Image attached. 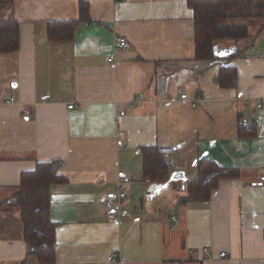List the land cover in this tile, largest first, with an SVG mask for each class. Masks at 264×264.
<instances>
[{
    "label": "crops",
    "instance_id": "0c3cea01",
    "mask_svg": "<svg viewBox=\"0 0 264 264\" xmlns=\"http://www.w3.org/2000/svg\"><path fill=\"white\" fill-rule=\"evenodd\" d=\"M85 1L90 21L62 41L49 40L46 23L78 20L79 0L0 5V21L19 25L18 49L0 53V201L23 172L59 161L54 264H264V18L243 19L246 37L217 44L240 55L196 60L187 0ZM227 1L233 15L249 7ZM117 35L126 49L114 48ZM223 66L236 69L231 86L215 81ZM241 125L256 136L239 138ZM176 143L165 179L145 180L141 148ZM200 158L238 176L204 203H180ZM122 176L128 213L113 223L104 202ZM0 264H39L16 209L0 207Z\"/></svg>",
    "mask_w": 264,
    "mask_h": 264
},
{
    "label": "trees",
    "instance_id": "16d2710c",
    "mask_svg": "<svg viewBox=\"0 0 264 264\" xmlns=\"http://www.w3.org/2000/svg\"><path fill=\"white\" fill-rule=\"evenodd\" d=\"M249 0L248 6L237 14L227 12V0H187L193 12L194 59L212 60L217 44L224 40L239 41L246 37L247 28L243 19L264 18V0L258 5ZM245 2V1H244ZM13 0H0V5H12ZM254 8H252V5ZM259 8V11L256 10ZM88 3L79 0V19L73 21L48 22L47 34L51 41L68 40L73 37L76 27L81 22H89ZM19 47V25L9 15L0 21V53L14 52ZM240 55L233 51L225 60ZM236 78V69L223 66L219 69L215 81L223 87L231 86ZM239 138L256 136L254 128L239 126ZM143 158V178L147 181L165 179L167 167L155 147L141 148ZM59 161L38 162L33 171L23 172L16 192L0 201V207L7 212L16 209L22 224V239L27 244V257H34L39 264H54V231L56 223L49 217V188L52 184L65 182V177L58 172ZM235 168L220 166L206 158H200L196 164V175L185 186L186 196L179 202L208 201L211 191L220 179L236 177Z\"/></svg>",
    "mask_w": 264,
    "mask_h": 264
},
{
    "label": "built area",
    "instance_id": "2783aa9c",
    "mask_svg": "<svg viewBox=\"0 0 264 264\" xmlns=\"http://www.w3.org/2000/svg\"><path fill=\"white\" fill-rule=\"evenodd\" d=\"M129 46V42L127 38L123 35H117L115 36L114 41V48L119 50H124ZM107 63L109 64L110 68H114L116 66V62L114 60V55L109 54L106 58ZM48 98V95L41 96L42 100H46ZM180 98L185 99L186 94L183 93L180 95ZM137 100L141 99V95H138L136 97ZM14 99L13 97H10L8 99V102H12ZM68 108H72V105H68ZM181 150V143H176L173 145H159L157 146V151L159 154L162 155V157L165 160V163L169 169H172L175 167V157L179 154ZM129 181V178L126 176H122L120 183H119V190L116 194H113L105 199V206L108 209H115L116 213L112 217V222L117 223L122 217H125L128 213L127 208L123 207L121 205L122 200L126 196V184ZM225 253L221 252L220 256H224ZM114 256H111L110 259L113 260Z\"/></svg>",
    "mask_w": 264,
    "mask_h": 264
},
{
    "label": "water",
    "instance_id": "95a60500",
    "mask_svg": "<svg viewBox=\"0 0 264 264\" xmlns=\"http://www.w3.org/2000/svg\"><path fill=\"white\" fill-rule=\"evenodd\" d=\"M233 49H219V48H216L214 50V56L216 58H226L228 57L231 53H233Z\"/></svg>",
    "mask_w": 264,
    "mask_h": 264
}]
</instances>
